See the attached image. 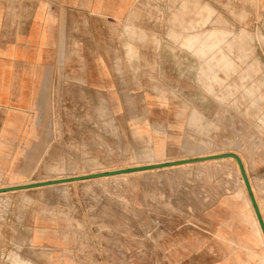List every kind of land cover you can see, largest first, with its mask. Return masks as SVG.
<instances>
[{
    "label": "rangeland",
    "instance_id": "obj_1",
    "mask_svg": "<svg viewBox=\"0 0 264 264\" xmlns=\"http://www.w3.org/2000/svg\"><path fill=\"white\" fill-rule=\"evenodd\" d=\"M135 16L155 69L22 113L36 135L0 136V187L234 152L264 222V0H136ZM240 176L222 158L1 192L0 264H264Z\"/></svg>",
    "mask_w": 264,
    "mask_h": 264
},
{
    "label": "crops",
    "instance_id": "obj_2",
    "mask_svg": "<svg viewBox=\"0 0 264 264\" xmlns=\"http://www.w3.org/2000/svg\"><path fill=\"white\" fill-rule=\"evenodd\" d=\"M135 8L136 0H0V136L36 135L20 129L22 113L49 114L83 88H110L115 74L155 69L156 33Z\"/></svg>",
    "mask_w": 264,
    "mask_h": 264
},
{
    "label": "water",
    "instance_id": "obj_3",
    "mask_svg": "<svg viewBox=\"0 0 264 264\" xmlns=\"http://www.w3.org/2000/svg\"><path fill=\"white\" fill-rule=\"evenodd\" d=\"M229 157L233 158L237 163V166H238L240 175L242 177L245 189H246L247 194L249 196V199H250L251 205L253 207L255 216L258 220L259 226L261 228V231H262V234L264 237V222H263L261 213L259 211L255 197H254L253 192L251 190V187H250L249 181L247 179V176H246L243 164L241 162V159L239 158V156L237 154H235L233 152H222V153L212 154V155L198 157V158H189V159H181V160H176V161H167V162H159V163H154V164H145V165H141V166L120 168V169L108 170V171H104V172L89 173V174H84V175H80V176H73V177H69V178L38 181V182L30 183V184H23L20 186H9V187L0 188V193L6 192V191L19 190V189H26V188H33V187H40V186L66 183V182H71V181H75V180L87 179V178H98V177H102V176H113V175H118V174H122V173L134 172V171L157 169V168H161V167L180 165V164H185V163H189V162L207 161V160L229 158Z\"/></svg>",
    "mask_w": 264,
    "mask_h": 264
},
{
    "label": "bare ground",
    "instance_id": "obj_4",
    "mask_svg": "<svg viewBox=\"0 0 264 264\" xmlns=\"http://www.w3.org/2000/svg\"><path fill=\"white\" fill-rule=\"evenodd\" d=\"M204 153H206V152H204ZM220 153H222V152H220ZM234 153V152H233ZM202 154V153H201ZM212 154H218V152L217 153H208V154H206V155H203V156H208V155H212ZM236 154V153H235ZM230 159H233V158H231V157H229ZM240 158V157H239ZM222 159V158H221ZM216 160V159H215ZM217 160H219V159H217ZM225 160V159H224ZM227 160V159H226ZM200 162V161H199ZM202 162V161H201ZM235 163H236V161H235ZM186 164V163H185ZM237 164V163H236ZM174 166H176V165H174ZM123 174V173H122ZM73 177V176H72ZM241 177V176H240ZM67 178H69V177H67ZM61 179V178H60ZM39 181H45V180H39ZM241 181L243 182V180H242V177H241ZM34 182H38V181H34ZM75 182V181H74ZM30 183H33V182H28V183H20V184H15V185H10L9 184V186H20V185H23V184H30ZM73 183V182H72ZM64 184V183H63ZM71 184V183H70ZM58 185V184H57ZM243 185H244V183H243ZM9 186H7V187H9ZM51 185H49V186H47V187H50ZM0 188H4V187H0ZM40 188H42V187H40ZM243 188H245V186L243 187ZM38 189V188H37ZM244 190H246V189H244ZM14 191V190H13ZM16 191V190H15ZM18 191H21L20 189L18 190ZM25 191V190H24ZM17 192V191H16ZM4 193V192H3ZM7 193H9V192H7ZM6 193V194H7ZM5 194V193H4ZM5 198H7V197H5ZM249 198V197H248ZM250 200V199H249ZM1 201V200H0ZM5 203V202H4ZM13 203V202H12ZM6 204V206H7V203H5ZM4 204V205H5ZM9 205V204H8ZM15 205V204H14ZM12 206V205H11ZM9 207V206H8ZM251 207V206H250ZM1 208V207H0ZM3 208H4V206H3ZM2 208V209H3ZM6 209V208H5ZM16 209V208H15ZM252 209H253V207H252ZM13 210V209H12ZM1 211V210H0ZM6 211V210H5ZM7 212H9V211H7ZM253 212H254V210H253ZM15 215V214H14ZM254 215H255V213H254ZM21 216V215H20ZM2 217V216H1ZM256 217V216H255ZM257 219V218H256ZM7 222V221H6ZM257 222H258V220H257ZM259 224V223H258ZM154 226V225H153ZM7 227H9V226H7ZM260 227V226H259ZM17 228V227H16ZM15 228V230H17ZM9 229V228H8ZM260 230H261V228H260ZM9 231H10V229H9ZM2 232V231H1ZM11 232V231H10ZM151 233V232H150ZM261 233H262V231H261ZM9 234V233H8ZM4 236V235H3ZM262 236H263V234H262ZM12 237V236H11ZM263 239H264V237H263ZM15 240V239H14ZM4 241V240H3ZM16 241V240H15ZM5 242V241H4ZM12 242V241H11ZM8 243V242H7ZM3 244H5V243H3ZM6 245V244H5ZM4 245V246H5ZM18 245H19V243H18ZM15 246V245H14ZM7 247V246H6ZM10 247V246H9ZM20 247V246H19ZM22 247V246H21ZM4 248V247H3ZM29 248V247H28ZM3 250V249H2ZM4 251H6V250H4ZM13 252V251H12ZM9 253V252H8ZM10 254V253H9ZM16 256V255H15ZM6 257V256H5ZM12 257V256H11ZM14 257V256H13ZM15 258H17V257H15ZM14 258V262H15V264L16 263H18L19 261H20V259H19V261L18 262H16V259ZM18 260V259H17ZM32 260V259H31ZM48 260V259H47ZM51 260V259H50ZM9 261V260H8ZM11 261V260H10ZM13 261V260H12ZM11 261V262H12ZM23 261H25V259L23 260ZM27 262V261H26ZM25 262V263H26ZM8 263H10V262H8ZM21 263H23V262H20V264ZM14 264V263H13ZM19 264V263H18ZM32 264V263H31Z\"/></svg>",
    "mask_w": 264,
    "mask_h": 264
}]
</instances>
